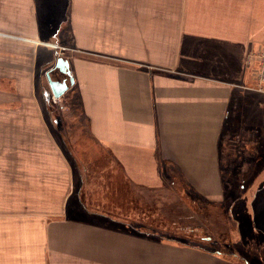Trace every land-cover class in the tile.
<instances>
[{
    "label": "crops",
    "instance_id": "0c3cea01",
    "mask_svg": "<svg viewBox=\"0 0 264 264\" xmlns=\"http://www.w3.org/2000/svg\"><path fill=\"white\" fill-rule=\"evenodd\" d=\"M69 1L74 56L65 58L74 82L61 96L77 88L86 128L102 152L93 153L86 175L107 170L135 192L163 189L173 170L183 184L221 199V138L237 97L254 91L246 55L264 46V0ZM62 74L58 80L69 78ZM86 214L100 215L78 202L68 217L45 224L43 252L48 247L60 260L82 264H233L143 238L124 220L100 223Z\"/></svg>",
    "mask_w": 264,
    "mask_h": 264
},
{
    "label": "rangeland",
    "instance_id": "374dc122",
    "mask_svg": "<svg viewBox=\"0 0 264 264\" xmlns=\"http://www.w3.org/2000/svg\"><path fill=\"white\" fill-rule=\"evenodd\" d=\"M20 1L9 7L10 0H0V264H82L60 260L48 247L43 252L41 244L45 224L78 202L99 212L86 214L88 220H124L137 230L154 229L156 238L177 232L191 247L219 250L233 264H264L262 93L247 91L232 105L221 138V199L183 184L173 170L163 189L135 192L107 170L93 174L90 168L87 177L89 159L102 152L86 128L77 88L55 98L47 79V72L63 77L54 69L59 56H74L70 1ZM58 161L72 167L60 168ZM227 180L235 181L230 190Z\"/></svg>",
    "mask_w": 264,
    "mask_h": 264
},
{
    "label": "built area",
    "instance_id": "2783aa9c",
    "mask_svg": "<svg viewBox=\"0 0 264 264\" xmlns=\"http://www.w3.org/2000/svg\"><path fill=\"white\" fill-rule=\"evenodd\" d=\"M246 64L255 82L254 85L248 87L264 93V46L249 49L246 55Z\"/></svg>",
    "mask_w": 264,
    "mask_h": 264
},
{
    "label": "water",
    "instance_id": "95a60500",
    "mask_svg": "<svg viewBox=\"0 0 264 264\" xmlns=\"http://www.w3.org/2000/svg\"><path fill=\"white\" fill-rule=\"evenodd\" d=\"M55 67L59 68L61 72L65 73L69 77L70 83L74 82V76L70 69V62L67 58L59 56L56 59ZM47 79L55 98L61 97V95L69 88V82L66 78L63 80L53 79L50 73L47 72Z\"/></svg>",
    "mask_w": 264,
    "mask_h": 264
},
{
    "label": "trees",
    "instance_id": "16d2710c",
    "mask_svg": "<svg viewBox=\"0 0 264 264\" xmlns=\"http://www.w3.org/2000/svg\"><path fill=\"white\" fill-rule=\"evenodd\" d=\"M263 136H264V134H263ZM252 139H253V137H248V141H251ZM234 182L235 181H233V180L232 181L231 180L230 181L227 180V182L225 181L224 183H226V184H224V187L226 188V190H230V186ZM240 187H243V184H240ZM147 229L146 228L145 229H141V234L145 238H151V239L152 238H155L156 240L163 241V242H167V243H174V244L175 243H178L181 246H189V247H191V245H194V244H191V243L187 242V240L186 241H184L183 239L182 240H179V238H178L179 236L176 235L177 232L172 233V235H174V236H172V238L171 237H168V236L165 238V236H164V237H161L162 238L161 239V238H158V237L156 238L155 233H153L154 232V229H150V228H147ZM201 239L202 240H206V242L209 241L208 238H205V237H201ZM200 247H202V246L200 245L198 248H200ZM204 249L207 250L208 252H212L215 255L222 256V254H224V253H221L219 250H216L214 248L211 249L210 247L209 248H206L205 247Z\"/></svg>",
    "mask_w": 264,
    "mask_h": 264
}]
</instances>
